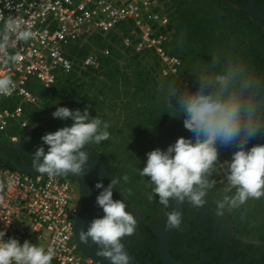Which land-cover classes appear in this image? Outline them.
<instances>
[{
    "label": "clouds",
    "instance_id": "9594fccd",
    "mask_svg": "<svg viewBox=\"0 0 264 264\" xmlns=\"http://www.w3.org/2000/svg\"><path fill=\"white\" fill-rule=\"evenodd\" d=\"M34 35L30 28H22L18 19L9 18L0 32V52L7 56L13 43L27 41ZM195 75L199 83L195 90L186 86L177 89L173 82L166 86L163 97L170 110L182 115L183 127L191 137H178L164 150H150L145 154L144 166L137 169L151 186L148 199L155 196L156 202L167 210L168 228L181 224V211L170 207L172 201L194 209L205 205L213 187L209 175L217 163V144H235L236 150L223 163L227 185L233 191L217 202L216 215L264 196V144L245 149L249 140L264 135V102L260 99L264 95V78L253 74L241 59L232 57L223 61L212 57L207 68ZM13 88L10 76H0V95L10 94ZM170 97L176 98V107L169 103ZM51 116L71 123L40 137L42 144L32 153V168L49 177L79 174L89 159L87 145L106 140L109 125L96 116L90 117L87 106L82 110L58 106ZM120 179L126 183L128 175ZM116 183L114 177L107 186L100 182L94 185L100 189L95 204L103 215L93 218L77 236L82 244L90 241L97 245L96 255L109 264H129L123 237L134 232L136 219L124 201L112 199ZM4 235L0 230V264H51L53 249L27 240L20 243L12 237L4 239Z\"/></svg>",
    "mask_w": 264,
    "mask_h": 264
},
{
    "label": "trees",
    "instance_id": "16d2710c",
    "mask_svg": "<svg viewBox=\"0 0 264 264\" xmlns=\"http://www.w3.org/2000/svg\"><path fill=\"white\" fill-rule=\"evenodd\" d=\"M244 1L170 0L172 34L166 49L180 59L178 77L187 81L188 89L199 86L195 74L206 69L212 57L220 61L239 58L253 74L264 78V30L260 20L243 10ZM115 29L116 33L104 38L89 37L85 43L67 48L70 56L77 57L96 51L97 70L81 71L80 75L61 74L49 89L29 79L26 87L40 103L38 106L23 104L27 126L10 127L4 133L21 139L28 130L38 128L56 107L82 110L87 106L90 117L96 116L108 123L109 136L99 143H89L86 149L108 168L109 182L116 178L115 193L144 213L156 216L164 207L156 202L155 196L153 200L148 199L151 186L146 183L147 177L139 176L137 169L144 166L147 152L162 146V135L191 137L183 127L182 115L170 110L163 98L168 84L175 82L173 86L177 89L183 86L175 78L156 84L142 59L121 46L117 33L126 34L125 24H118ZM105 49L106 56L101 53ZM169 103L176 107V98L170 97ZM3 105L13 107V102ZM255 144H264V135L249 140L245 149ZM227 148L231 149V156L236 145L217 144L218 152ZM0 164L16 170L7 160L0 158ZM124 174L128 175L126 183L120 179ZM210 175L213 181H218L216 170L211 169ZM216 187L218 200L233 191L224 190L229 188L226 180ZM224 214L237 234L264 241V196L249 199L238 209L225 210Z\"/></svg>",
    "mask_w": 264,
    "mask_h": 264
},
{
    "label": "built area",
    "instance_id": "2783aa9c",
    "mask_svg": "<svg viewBox=\"0 0 264 264\" xmlns=\"http://www.w3.org/2000/svg\"><path fill=\"white\" fill-rule=\"evenodd\" d=\"M169 7L170 0H0V32L9 18H16L22 28L35 33L27 41L13 43L7 56L0 52V76L8 75L14 82L10 94L0 95V133L14 126L25 128L22 105H39V98L26 87L29 79L49 89L61 74L97 70L96 51L77 57L70 56L67 48L89 37L116 33L118 24L127 29L125 35L117 33L121 46L142 59L156 84L175 78L187 86L178 77L180 59L166 49L172 34ZM101 53L106 56L108 50ZM4 102H13V107ZM75 198L68 177L28 174L0 164L3 238L53 249L51 264H97L74 241Z\"/></svg>",
    "mask_w": 264,
    "mask_h": 264
},
{
    "label": "flooded vegetation",
    "instance_id": "af4514ba",
    "mask_svg": "<svg viewBox=\"0 0 264 264\" xmlns=\"http://www.w3.org/2000/svg\"><path fill=\"white\" fill-rule=\"evenodd\" d=\"M252 9L253 12L248 11ZM243 10L252 18L261 21L264 30V0H245ZM264 97V95H262ZM261 96V97H262ZM264 102V101H263ZM70 120H60L53 118L51 113L44 119L41 125L32 129L25 136L35 147L41 146L40 137L58 128L70 125ZM179 136L162 135L163 144L159 149L164 150L173 143ZM45 150L47 146H44ZM35 151L30 147H5L0 149V158L7 160L13 166H31L32 153ZM89 160L100 162L109 172L106 174V183L110 179V171L98 158H93V154L88 149ZM217 170V167L212 168ZM72 180V185L76 193V203L78 211L82 208L84 201L80 193V188L85 185V181L80 177L68 176ZM211 181V175H209ZM218 182L213 181V187L206 197L205 205L200 209H194L188 204L177 205L172 201L170 207L181 211V224L174 228L167 240V253L169 257L180 264H264V242L250 240L237 234L224 212L216 215V204L218 200ZM89 196L87 200L93 201L97 193L92 181L88 182ZM112 199H120L117 193L112 192ZM127 210L136 219L134 232L123 237L125 250L132 257L135 264H162L158 251L161 234L168 229L165 225V212L162 209L153 219L146 221L127 205ZM170 210V209H168ZM77 211V213H78Z\"/></svg>",
    "mask_w": 264,
    "mask_h": 264
},
{
    "label": "water",
    "instance_id": "95a60500",
    "mask_svg": "<svg viewBox=\"0 0 264 264\" xmlns=\"http://www.w3.org/2000/svg\"><path fill=\"white\" fill-rule=\"evenodd\" d=\"M249 13L253 12L252 9L248 11ZM261 102L264 101V97H260ZM28 146L34 151L36 150L37 147L33 146L27 139L21 141V143L18 145V147L22 146ZM16 170L28 173V174H34L37 173L31 166H14ZM109 172L107 171L106 168L102 166L100 162H92L89 159L85 162V164L82 167V171L79 174H67L62 175L65 177L68 176H75V177H80L85 181V185H83L80 188V193L82 195V199L84 201V204H82V208L80 211H78L75 221H74V241L79 248V250L85 255L90 258H92L95 262H98V264H109V261L103 257H99L96 255V252L98 251L97 245H95L92 242H88L86 244H82L77 236V233L80 232L81 230H85L88 223L96 217H100L103 215L102 210L95 204V200L90 201L87 200L86 197L89 196V191H88V182L92 181V183L95 185L97 182H100L102 186H107L106 183V174ZM95 188V187H94ZM100 191V189L95 188V192L97 193ZM174 228H168L165 230L159 240V245H158V251L161 257L162 264H180L179 262L173 261L168 253H167V240L169 236L172 234ZM128 257H129V264H135L133 263L132 257L128 254L126 251Z\"/></svg>",
    "mask_w": 264,
    "mask_h": 264
},
{
    "label": "rangeland",
    "instance_id": "374dc122",
    "mask_svg": "<svg viewBox=\"0 0 264 264\" xmlns=\"http://www.w3.org/2000/svg\"><path fill=\"white\" fill-rule=\"evenodd\" d=\"M34 82L37 83L35 80H34ZM65 101H66V99L63 100V102H65ZM31 130L32 129L28 130L27 133L29 131H31ZM25 139H26V137H23L21 139L17 138V141L14 143V142H10L8 140L6 133H0V149H3L5 147H10V148H12V147H18V145L21 143V141H23ZM230 157L231 156L228 154V152H227V154H225V153L218 154L217 163L213 166V168L214 167H217V170L216 171H217V173H219L220 178H222V179L225 178V167H226V165L223 164V163L225 161H228L230 159ZM219 162L222 163V164H220ZM123 201L130 207L131 210H133L134 212H136L138 214V216H140V218H142V219H144L146 221H149V222L150 221H153V219H154L155 216L146 214L143 211H141L139 208L134 207L132 204H130V203L127 202V200H126L125 197H123ZM262 242H264V241H262Z\"/></svg>",
    "mask_w": 264,
    "mask_h": 264
},
{
    "label": "crops",
    "instance_id": "0c3cea01",
    "mask_svg": "<svg viewBox=\"0 0 264 264\" xmlns=\"http://www.w3.org/2000/svg\"><path fill=\"white\" fill-rule=\"evenodd\" d=\"M229 151H231V149L230 148H227V150H224V151H219L218 152V154H222V153H225V154H227V152H228V154L230 153ZM220 163V162H219ZM220 164H222V163H220ZM219 164V165H220ZM218 176H219V178H218V183H222V182H224L225 180H226V178H220V175H219V173H218ZM230 188H228V187H226V188H224V190H229Z\"/></svg>",
    "mask_w": 264,
    "mask_h": 264
}]
</instances>
